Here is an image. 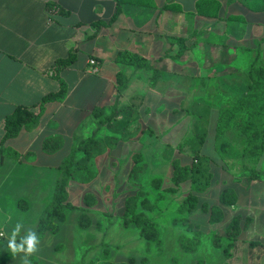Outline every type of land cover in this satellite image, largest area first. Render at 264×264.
Segmentation results:
<instances>
[{"label":"rangeland","instance_id":"1","mask_svg":"<svg viewBox=\"0 0 264 264\" xmlns=\"http://www.w3.org/2000/svg\"><path fill=\"white\" fill-rule=\"evenodd\" d=\"M192 1L187 0V3ZM218 1L220 16L237 18L231 14L233 10L226 9L225 1L228 0ZM238 1L241 3L236 2L238 20L264 23L263 3ZM202 26L200 23L197 27L202 31ZM235 42L228 39V53ZM242 43L245 48L227 58L224 53L223 57H212L215 48L193 49L180 58L178 83L174 80L173 87L172 81L165 78L156 88L157 83H150L154 71L149 70L144 87L130 90L118 101L117 116L108 124L97 125L93 134L87 137L95 136L98 145L90 153L76 152L83 166L68 185L74 207L66 209V220L61 222L60 230L47 232L37 245L38 251L28 256V260L36 259L40 264H264V155L256 166L260 175L251 179L254 166L243 158L245 139L239 128L233 127L220 137L216 134L221 108L243 94L250 84L249 63L256 54L255 49L259 47L264 56V38L258 42L250 36ZM200 51L202 55H199ZM219 58L221 60L217 61ZM214 61L223 65L221 71L192 70ZM71 90L65 109L76 121L81 95L88 93L82 105L85 114L92 110L97 99L100 100L93 108L95 112L109 100L111 85L106 81L85 80L79 86L71 84ZM134 92L136 95L132 96ZM111 113L109 107L99 116L103 118ZM78 131L70 128L66 143L56 153L40 149L36 141V155L32 159L40 165L61 163L83 139ZM191 137L199 149L201 172L191 176L177 190H170L174 160H180L183 165L197 161L194 147L183 145ZM200 137L204 138L202 142H199ZM222 141L228 142L224 150L220 148ZM135 166L138 168L134 169ZM57 170H54V176L58 174ZM57 176L44 179L45 183L50 181L52 192L43 207L33 195L27 199L29 209L22 210L21 205L19 209L10 207V215L2 220V228L7 233L2 236L3 240L10 239L17 223L21 224L17 236L37 227L40 214L52 199ZM193 177L208 183V188L203 192L195 190ZM227 186L237 189L238 201L234 205H224L222 221H212L202 203L220 204L221 192ZM139 191L145 192L155 206L146 210L139 205L138 209L145 210L158 224L160 235L156 240L144 238L134 223L129 226L124 223L125 199ZM88 192L97 197L94 206H88L84 201ZM192 192L199 195L200 205L191 212L180 213L179 205ZM84 212L92 220L87 228H82L79 223ZM237 214L243 216L245 226L227 255L226 230ZM185 241L192 247L185 248ZM254 241L261 245L253 250L251 243ZM24 257V252L14 255L7 245L0 250V264H22Z\"/></svg>","mask_w":264,"mask_h":264},{"label":"crops","instance_id":"2","mask_svg":"<svg viewBox=\"0 0 264 264\" xmlns=\"http://www.w3.org/2000/svg\"><path fill=\"white\" fill-rule=\"evenodd\" d=\"M199 1L193 0L190 4L187 0H124L116 20L104 24L96 21H110L117 0H0V143L5 133V118L16 107L28 106L36 112L42 111L38 123L8 141V145L22 156H8L0 163V232L7 235L2 220L10 215V207L21 208L19 202H27L30 195L37 196L39 206L43 207L51 197L50 181L45 183L44 179H55L58 174L54 176V170L60 163L40 165L32 159L36 155V141L45 151V140L52 136L62 137L63 147L70 128L79 130L83 138L92 135L97 128L93 108L100 100L95 101L92 110L83 113L86 92L80 98L78 119L75 121L74 115H67L65 108L72 94L71 84L79 86L85 80L108 82L110 97L101 105L108 111L117 101L119 72L127 77L126 88L119 100H123L130 90L144 87L150 73L146 68L117 62L120 51H136L162 72L156 88L165 78L172 81L173 87L174 80L178 83L180 69V58L176 57L179 43L174 37L187 38L190 48L184 56L193 49L211 47L215 48L212 57L225 54L226 58L236 55L245 46L242 41L250 36L258 42L264 38V23L237 19L238 0L225 1L226 9L233 10L231 14L237 17L234 19L227 15L200 14ZM53 8L56 10L51 11ZM200 23L203 24L202 31L197 27ZM230 38L236 42L228 53ZM191 40L193 42H189ZM69 56H74V61L61 70V77L69 86L67 95L59 101L46 103L41 109L39 103L43 97L60 89L59 79L55 76L56 61ZM91 58L96 59V65L90 63ZM214 62L204 64V67L194 66L192 70L221 71L223 65ZM231 62L235 64L234 59ZM29 208L28 203L22 210Z\"/></svg>","mask_w":264,"mask_h":264},{"label":"trees","instance_id":"3","mask_svg":"<svg viewBox=\"0 0 264 264\" xmlns=\"http://www.w3.org/2000/svg\"><path fill=\"white\" fill-rule=\"evenodd\" d=\"M233 2L235 0H229ZM260 4L264 0H255ZM124 0H117V8L110 19V21L98 20L96 23L109 24L113 22L121 13L122 3ZM216 2V3H215ZM211 6V11L209 10ZM198 8L200 14H208L211 16L221 17L219 15V6L216 0H201L198 2ZM212 12V13H211ZM174 41L179 43V50L176 57L181 58L185 55L186 51L190 48L187 44V38L184 36L174 37ZM255 56L249 63V77L250 84L247 90L230 100L219 111L218 121L216 125V134L220 137L227 130L237 127L240 133L245 139V148L243 151V158L253 164L251 169L253 174L250 178L258 177L260 173L257 171V164L264 155V56L261 49L258 47L255 49ZM117 62L136 66L138 68H146L153 70L154 74L150 77V83L155 84L159 80L162 72L151 64V61L145 56L137 53L133 50L120 51L116 56ZM74 61V56L58 59L55 63L56 73L55 76L59 79L60 89L56 92L50 93L43 97L39 106L42 107L53 101H59L63 99L69 90L68 83L61 77V70L71 65ZM127 85V77L123 72L117 74V101L113 105L112 113L102 118L100 113H103L104 108L102 106L95 109V118L99 126L108 124L117 116L118 101L123 93V90ZM41 112H36L28 106H18L13 112L8 114L4 121L5 133L0 143V163L8 157L20 158L22 154L8 145V141L17 137L21 131L25 128H29L39 122ZM194 138H188L184 144H191L196 152L197 161L192 165H183L180 160L176 159L173 162L174 173L172 177L173 187L170 190H177L179 186L187 181L191 176H196L201 172L200 163L201 158L199 149L194 145ZM193 140V141H192ZM204 140L203 137L199 138V142ZM99 143V140L95 136L89 138H83L77 148L71 152V154L58 165V176L55 182V190L53 192L52 199L45 206L42 214L39 217L37 227L34 231L37 233L39 241H41L47 234V232H58L61 227V222L66 220V209L73 208L74 205L69 198L68 185L70 180L76 175L77 171L81 168V163L78 159L76 152L83 150L86 153H90L94 147ZM63 139L60 136H52L45 140L44 149L46 152L54 153L62 147ZM228 146V142L222 141L220 148L224 150ZM139 160V156H137ZM247 166V163L244 164ZM138 167L135 166L134 169ZM193 187L198 192H203L208 188V183L204 184L198 178L193 177ZM145 192L139 191L130 194L124 203L123 219L125 225L129 226L135 224L142 234V236L149 240H156L159 238L160 231L158 224L150 217L145 210H139L141 205L146 210H151L155 206L151 200L145 196ZM142 196H144L142 198ZM84 201L88 206H94L97 203V197L95 194L88 192L84 196ZM220 204H209L203 202L202 205L207 209L210 220L220 222L225 217L224 205H234L238 201V191L234 187H224L221 196ZM22 208H26V201H21ZM200 205V197L195 193H190L184 201L179 205L178 211L182 214L191 212ZM247 220H249L247 218ZM80 226L87 228L91 225L92 220L90 216L84 212L79 219ZM245 226L243 223V216L241 214L235 215L230 221L227 230L226 237L229 243L225 247L226 254H230V249L235 246L236 239L240 234L242 228ZM28 233L17 236V244L21 243V238L25 237ZM9 240H3L0 238V250L4 246H8ZM219 242V241H217ZM188 241L183 242L185 248H190ZM261 245L260 242L254 241L251 246L254 247ZM264 246V245H263ZM30 264H40L36 259H30Z\"/></svg>","mask_w":264,"mask_h":264},{"label":"clouds","instance_id":"4","mask_svg":"<svg viewBox=\"0 0 264 264\" xmlns=\"http://www.w3.org/2000/svg\"><path fill=\"white\" fill-rule=\"evenodd\" d=\"M20 228L21 224L17 223L9 239L8 247L11 249L14 255L24 252L25 257L22 259V264H30V261L27 259V257L38 251L37 245L39 244V238L34 230L29 229L28 234L21 238V243L17 244L16 237L20 233ZM2 235H4V233L0 232V236Z\"/></svg>","mask_w":264,"mask_h":264},{"label":"built area","instance_id":"5","mask_svg":"<svg viewBox=\"0 0 264 264\" xmlns=\"http://www.w3.org/2000/svg\"><path fill=\"white\" fill-rule=\"evenodd\" d=\"M54 10H56V9H55V8L51 9V11H54ZM90 63H91L92 65H96L97 61H96L95 58H91V59H90ZM93 70L96 71V70H97V67L94 66V67H93ZM3 233H4V232H3ZM2 236H4V235H2ZM2 236H0V238H1Z\"/></svg>","mask_w":264,"mask_h":264}]
</instances>
